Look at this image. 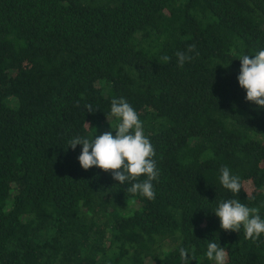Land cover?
<instances>
[{
	"label": "trees",
	"instance_id": "trees-1",
	"mask_svg": "<svg viewBox=\"0 0 264 264\" xmlns=\"http://www.w3.org/2000/svg\"><path fill=\"white\" fill-rule=\"evenodd\" d=\"M261 49L264 0H0V264H181V247L214 264L210 240L226 264H264V234L214 215L238 199L264 219V109L237 81ZM177 52L192 57L182 68ZM114 98L155 150L153 200L67 148L115 135Z\"/></svg>",
	"mask_w": 264,
	"mask_h": 264
},
{
	"label": "clouds",
	"instance_id": "clouds-1",
	"mask_svg": "<svg viewBox=\"0 0 264 264\" xmlns=\"http://www.w3.org/2000/svg\"><path fill=\"white\" fill-rule=\"evenodd\" d=\"M188 51H195V45H190ZM176 56L177 66L181 68L192 59L184 52H177ZM169 60L170 57L166 55L161 58L162 63ZM239 61L237 81L245 90V100L254 103L257 109H264V49L252 56L242 55ZM94 111L91 105L87 106V112ZM110 114L119 121L115 135L112 131H106L92 139L76 136L69 141L67 148L75 150L77 145L82 146L77 157L82 169L95 166L110 173L119 185H127V192L153 200L155 192L152 181L158 178L159 172L153 159L155 150L145 135L142 121L124 98L112 99ZM220 173L219 182L223 188L234 194L241 191L240 178L232 175L228 167H222ZM141 177L145 178L141 180ZM214 215L219 218L220 228L225 232H240L243 229L244 238L253 241L264 234V219L260 217L259 209L248 207L238 199L219 203ZM179 255L181 264H189L193 260L183 247ZM227 256L228 252L218 242L209 241L206 251L208 260L214 261V264H226Z\"/></svg>",
	"mask_w": 264,
	"mask_h": 264
}]
</instances>
